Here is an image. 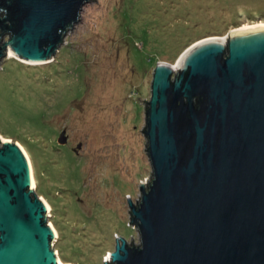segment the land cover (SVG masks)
<instances>
[{"label":"water","instance_id":"water-1","mask_svg":"<svg viewBox=\"0 0 264 264\" xmlns=\"http://www.w3.org/2000/svg\"><path fill=\"white\" fill-rule=\"evenodd\" d=\"M89 1L0 0V59L8 47L53 62ZM223 38L192 46L175 79V66L155 69L142 130L152 176L129 202L139 242L118 240L105 264H264V28ZM51 219L22 148L0 138V264H60Z\"/></svg>","mask_w":264,"mask_h":264},{"label":"rangeland","instance_id":"rangeland-1","mask_svg":"<svg viewBox=\"0 0 264 264\" xmlns=\"http://www.w3.org/2000/svg\"><path fill=\"white\" fill-rule=\"evenodd\" d=\"M96 1L53 62L32 64L8 47L0 59V136L29 154L32 190L50 206L62 264L110 263L118 240L139 242L129 202L139 203V184L152 176L143 103L157 66L264 24L247 15L264 14V0ZM10 39L5 33L1 46ZM63 132L68 141L59 145Z\"/></svg>","mask_w":264,"mask_h":264},{"label":"bare ground","instance_id":"bare-ground-1","mask_svg":"<svg viewBox=\"0 0 264 264\" xmlns=\"http://www.w3.org/2000/svg\"><path fill=\"white\" fill-rule=\"evenodd\" d=\"M262 28H264V24H261V25H253V26H247V27H242V28H238V29L234 30V31L232 32V34H234V33H238V32H243V31H247V30H252V29H262ZM208 40H215V41L223 42V41H224V38H223V39H221V38H211V39H208ZM208 40L202 41V42H200V43L198 42V44L194 45V47H193L192 49H194L195 47H197V46L200 45L201 43L206 42V41H208ZM192 49H191V50H192ZM191 50H190V51H191ZM190 51H189V52H190ZM189 52H187V54H188ZM12 54H14V53H12ZM187 54H185L183 57H185ZM14 56H16V55L14 54ZM183 57L179 60L178 64H175V65H176V66H175V70L178 69V65H179L180 61L183 59ZM0 138H1L3 141H7V140L3 139L1 136H0ZM8 142H9V141H8ZM19 145H20V144H19ZM20 147L22 148V150H23V152H24V154H25V156H26V158H27V160H28V163H29V166H30V170H31L32 189H34V188L36 187V180H35V175H34V172H33L32 163H31V160H30V158H29V154L25 151V149H24L21 145H20ZM42 201H43L44 204H46V206L50 209V206L48 205V203L46 202V200H45L44 198H42ZM50 226H51L52 230L54 231L55 235L57 236V230H56V228H55L52 224H50ZM57 260L59 261L60 264H62V262L60 261V259H59L58 256H57Z\"/></svg>","mask_w":264,"mask_h":264},{"label":"trees","instance_id":"trees-1","mask_svg":"<svg viewBox=\"0 0 264 264\" xmlns=\"http://www.w3.org/2000/svg\"><path fill=\"white\" fill-rule=\"evenodd\" d=\"M248 16H253V18H258V17H264V14L263 13H258L257 15H254V14H247ZM264 19V18H263ZM235 21V20H234ZM236 24V23H234ZM56 62V61H55ZM1 134V133H0ZM76 253V252H75Z\"/></svg>","mask_w":264,"mask_h":264}]
</instances>
